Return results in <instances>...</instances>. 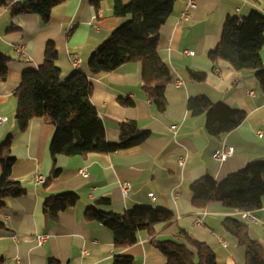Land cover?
Instances as JSON below:
<instances>
[{"label": "crops", "instance_id": "1", "mask_svg": "<svg viewBox=\"0 0 264 264\" xmlns=\"http://www.w3.org/2000/svg\"><path fill=\"white\" fill-rule=\"evenodd\" d=\"M120 1L126 6L131 0ZM113 5L114 0H65L52 8L46 23L34 14L10 18L0 8V55L10 58L7 78L0 81V118L4 120L0 145L9 139L14 158L11 175L25 190L23 196L8 200L0 212V264H113L116 255L130 257L132 264L165 263L145 232L134 246L115 248L111 231L86 219L85 212L91 207L116 214L134 207L167 210L175 216L176 225L163 232L155 227L156 240L183 242L180 227L214 251L216 264H243L244 248L223 227L225 218L237 216L235 210L218 202L195 208L190 185L205 175L220 182L248 165L264 163V94L254 72H236L223 60H217L213 68L208 58L220 40L226 18H244L252 12L264 15V0H197L188 22L180 21L184 3L174 1L158 33L157 55L173 78L166 87L164 114L157 112L140 86L139 63L124 64L100 76L88 71L93 51L130 18L116 17ZM48 42L57 51L61 80L75 71L88 76L90 100L104 126L105 139L118 141L119 123L132 121L140 131L148 132L146 141L107 155H58L55 167L60 172L46 181L54 168L49 153L54 129L45 119H33L22 132L15 119L14 91L23 72L42 64ZM16 45L25 48V57L17 56ZM185 52H193V56ZM260 56L264 65V46ZM72 57L79 60L78 70L71 66ZM194 72L206 76L197 81L190 77ZM199 96L244 112L245 120L228 134L208 135L205 115L192 116L186 108L188 99ZM120 100L134 105L123 106ZM172 126L177 127L175 131ZM222 146L232 148L233 154L219 162L213 156ZM182 156L184 165L179 167ZM34 176L45 178V183L35 181ZM125 182L129 190L124 195L121 184ZM68 192L78 196L76 205L54 220L46 218V201ZM102 199L109 204L97 205ZM252 215L257 222H246L249 236L264 248V197ZM40 236L44 240L38 243Z\"/></svg>", "mask_w": 264, "mask_h": 264}, {"label": "trees", "instance_id": "2", "mask_svg": "<svg viewBox=\"0 0 264 264\" xmlns=\"http://www.w3.org/2000/svg\"><path fill=\"white\" fill-rule=\"evenodd\" d=\"M64 1L0 0V8L6 9L10 18L34 14L46 23L52 8ZM174 1L131 0L125 6L120 0H114L113 14L121 19L130 18L110 33L87 62L91 76L107 74L131 62L139 63L140 86L160 114L166 113L165 91L173 83V78L158 58V33L171 14ZM263 46L264 15L252 12L244 18L229 16L224 21L220 40L209 52L208 58L213 68L217 60H223L236 72H254L259 91L264 94V65L260 56ZM56 60L54 43L48 42L42 64L36 70L23 72L19 87L14 91L17 99L15 119L22 132L33 119H45L54 129L49 144L54 168L46 181L60 172L55 167L58 155H107L137 147L149 137L148 132L140 131L134 122L121 121L119 140L107 141L104 126L90 100L92 85L88 76L75 71L61 80ZM9 61V57L0 55V81L7 78ZM205 76L202 72L190 73V77L197 81H202ZM120 103L128 107L134 105L126 100H120ZM186 108L192 116L205 115L206 132L216 137L232 132L246 116L244 112L223 104H212L203 96L188 99ZM10 146L9 139L0 145V212L6 208L8 200L25 194L20 183L11 175L14 158ZM190 193L195 208H205L218 202L227 210L254 212L261 207L264 197V163L248 165L220 182L205 175L190 185ZM77 201L75 193L58 194L46 201L44 215L54 220L61 212L74 207ZM96 204L106 206L109 200L102 199ZM85 217L111 231L115 248L134 246L140 233L145 232L149 242L164 256V264H216L214 251L180 227L178 234L183 242L156 240L155 227L159 226V231L163 232L176 225L175 216L167 210L134 207L116 214L91 207L86 210ZM223 227L244 248L243 264H264V248L249 236L248 224L244 220L239 216L227 217ZM113 264H132V259L116 255Z\"/></svg>", "mask_w": 264, "mask_h": 264}, {"label": "built area", "instance_id": "3", "mask_svg": "<svg viewBox=\"0 0 264 264\" xmlns=\"http://www.w3.org/2000/svg\"><path fill=\"white\" fill-rule=\"evenodd\" d=\"M181 1L184 3V10L180 14V21L188 22V21H190L191 14L196 10L197 0H181ZM14 52L19 57H25L26 56L25 48L22 45H16L14 47ZM185 55L193 56V52H185ZM70 63H71V66L74 70H78L79 60L77 58L72 57ZM177 84H179V83L177 82ZM2 122H4V120L0 118V124ZM176 128H177L176 126H172L171 130L175 131ZM257 135L259 138L262 136V134L260 132H258ZM232 154H233L232 148L222 146L219 150H217L214 153L213 158L216 161L224 162ZM184 161H185V156L180 157L179 161H178V166L182 167L184 165ZM80 174L84 175L83 177H86V173L81 172ZM33 179L35 181L41 183V184L45 183V178H43V177L34 176ZM128 190H129V184L126 182L122 183L121 184L122 193L125 195L128 192ZM150 197H152V195H150ZM235 214L237 216H239L245 222H249V223L250 222H257V219L252 215V212H242V211L235 210ZM197 224L200 225L201 221L197 220ZM263 228H264V226H263ZM36 240L38 243H41L44 240V237H42V236L37 237ZM224 245L226 246V243H224ZM83 254L85 255L86 253L83 252ZM17 264H19L18 261H17Z\"/></svg>", "mask_w": 264, "mask_h": 264}, {"label": "rangeland", "instance_id": "4", "mask_svg": "<svg viewBox=\"0 0 264 264\" xmlns=\"http://www.w3.org/2000/svg\"><path fill=\"white\" fill-rule=\"evenodd\" d=\"M116 142V141H115Z\"/></svg>", "mask_w": 264, "mask_h": 264}]
</instances>
